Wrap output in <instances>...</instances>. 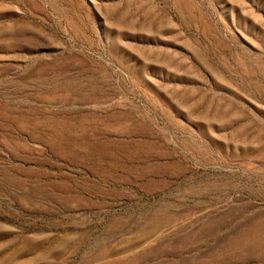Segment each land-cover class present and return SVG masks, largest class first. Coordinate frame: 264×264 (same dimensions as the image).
I'll return each mask as SVG.
<instances>
[{"label": "rangeland", "instance_id": "374dc122", "mask_svg": "<svg viewBox=\"0 0 264 264\" xmlns=\"http://www.w3.org/2000/svg\"><path fill=\"white\" fill-rule=\"evenodd\" d=\"M0 264H264V0H0Z\"/></svg>", "mask_w": 264, "mask_h": 264}]
</instances>
